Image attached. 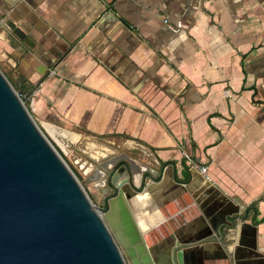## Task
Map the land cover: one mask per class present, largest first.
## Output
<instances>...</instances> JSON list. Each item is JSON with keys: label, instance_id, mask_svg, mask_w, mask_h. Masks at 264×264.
<instances>
[{"label": "crops", "instance_id": "obj_1", "mask_svg": "<svg viewBox=\"0 0 264 264\" xmlns=\"http://www.w3.org/2000/svg\"><path fill=\"white\" fill-rule=\"evenodd\" d=\"M5 57L16 85L37 89L34 118L133 142L155 163L139 200L148 246L194 237L204 214L239 206L256 225L254 255H234L235 237L202 245L204 262L264 264V0H0ZM83 142L94 165L124 156ZM131 160L142 183L148 167Z\"/></svg>", "mask_w": 264, "mask_h": 264}, {"label": "water", "instance_id": "obj_2", "mask_svg": "<svg viewBox=\"0 0 264 264\" xmlns=\"http://www.w3.org/2000/svg\"><path fill=\"white\" fill-rule=\"evenodd\" d=\"M41 123L0 70V264H206L202 245H233L235 237L234 255L241 247L254 255L256 225L239 206L204 214L199 234L154 250L133 211L153 182L136 184L131 165L118 160L96 206Z\"/></svg>", "mask_w": 264, "mask_h": 264}, {"label": "rangeland", "instance_id": "obj_3", "mask_svg": "<svg viewBox=\"0 0 264 264\" xmlns=\"http://www.w3.org/2000/svg\"><path fill=\"white\" fill-rule=\"evenodd\" d=\"M15 68H13V65L9 62L8 58L5 57V59L0 62V70L5 75V77L8 79V81L11 83L13 88L18 92L22 102L30 112L29 105L35 96V93L37 92L35 87H29L25 84L24 81H21V83L24 82L25 88L18 87L17 81L11 77L13 71ZM31 114V112H30ZM33 117V116H32ZM34 118V117H33ZM36 122L39 121V118H34ZM41 122H49L44 121L40 119ZM54 128H59L63 131L62 138H58V140H54L52 137L49 136L47 131L43 130L46 137L49 139V141L52 143V145L55 147V149L58 151V153L62 156L64 161L67 163V165L70 167L72 172L77 177L78 181L84 188L85 192L87 193L90 200L96 205L99 206V197L103 196L104 194L108 193L106 185L103 184V181H100L103 178L102 172L103 169L101 167H98L97 165H94L92 159H90L89 154L86 153L84 142V139H93L96 141L103 142L107 145H110L113 147L114 150L117 151H123L124 157L121 158L119 161L123 165L127 167L129 170V161L128 159H133L139 164H144L148 167L147 171H144L141 173V177L145 178L146 180L150 179L149 177L153 175L150 172L154 171L155 163L153 162H147L144 158L142 159L139 155L135 153L134 150H136V144L133 142L122 140L121 138H94L92 136H89L85 134L84 132H81L80 130H77L75 128H71L68 126L59 125L55 122H49ZM55 132V131H54ZM65 132V133H64ZM52 138V139H51ZM58 141V142H57ZM135 148V149H134ZM134 149V150H133ZM66 150V152H65ZM69 151V152H68ZM68 154H72L73 157H70ZM131 154V155H130ZM151 160V159H149ZM98 167V171L94 172L93 170ZM78 167H83L84 169L88 170L87 174H82L81 169ZM87 175V177H85ZM89 177V179H88ZM99 182V184H98ZM98 194V196L96 194Z\"/></svg>", "mask_w": 264, "mask_h": 264}, {"label": "bare ground", "instance_id": "obj_4", "mask_svg": "<svg viewBox=\"0 0 264 264\" xmlns=\"http://www.w3.org/2000/svg\"><path fill=\"white\" fill-rule=\"evenodd\" d=\"M54 129H56L57 131H59L58 129L59 128H54ZM52 139V138H51ZM124 157V156H123ZM123 157H116L115 159H113L112 160V165L114 166V164L118 161V160H120L121 158H123ZM95 160H97L96 158H95ZM128 161H129V163H130V165H131V167H132V160L131 159H128ZM98 166L99 167H101L103 170H105V172L104 171H101L102 172V175H105L106 176V172H108L110 169H111V167L110 166H107L104 162H99L98 163ZM148 168H146L145 170H147ZM98 171V168H97V170H96V172ZM138 180H140V179H138ZM136 183V182H135ZM136 184H138V182L136 183ZM105 185H106V182H105ZM108 190V189H107ZM153 191V190H152ZM107 194V193H106ZM101 201H102V199H101ZM100 201V202H101ZM136 204V208H134L133 209V211H134V213H135V215H136V217L138 218V219H140L141 218V216H139V215H141L143 212L141 211L142 210V205L140 204V202L139 201H136V203H134V205ZM144 209V208H143ZM145 213V212H144ZM145 221L147 222V220L145 219V220H141V221H139V226H140V228H141V230H142V232H144L145 230V227L147 226V223H145ZM182 235V234H181ZM161 246V245H160Z\"/></svg>", "mask_w": 264, "mask_h": 264}, {"label": "built area", "instance_id": "obj_5", "mask_svg": "<svg viewBox=\"0 0 264 264\" xmlns=\"http://www.w3.org/2000/svg\"><path fill=\"white\" fill-rule=\"evenodd\" d=\"M199 170H200V172H202V173H205V171H206V166H199Z\"/></svg>", "mask_w": 264, "mask_h": 264}, {"label": "flooded vegetation", "instance_id": "obj_6", "mask_svg": "<svg viewBox=\"0 0 264 264\" xmlns=\"http://www.w3.org/2000/svg\"><path fill=\"white\" fill-rule=\"evenodd\" d=\"M122 164H119L118 166H117V168L119 167V166H121Z\"/></svg>", "mask_w": 264, "mask_h": 264}]
</instances>
